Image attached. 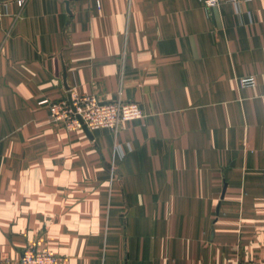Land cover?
Returning <instances> with one entry per match:
<instances>
[{"label":"crops","instance_id":"1","mask_svg":"<svg viewBox=\"0 0 264 264\" xmlns=\"http://www.w3.org/2000/svg\"><path fill=\"white\" fill-rule=\"evenodd\" d=\"M71 92L144 116L68 131L41 101ZM28 246L63 264L264 261V0L5 9L0 259Z\"/></svg>","mask_w":264,"mask_h":264},{"label":"built area","instance_id":"2","mask_svg":"<svg viewBox=\"0 0 264 264\" xmlns=\"http://www.w3.org/2000/svg\"><path fill=\"white\" fill-rule=\"evenodd\" d=\"M27 0H0V17L4 15L5 9L12 3L23 7ZM224 1L238 0H204L208 6H215ZM98 3V1H97ZM245 87L255 84L253 76L240 80ZM49 109L48 119L50 122L62 125L68 131H75L82 127L87 129L105 128L116 133L125 121L142 119L143 110L137 102L125 101L119 95L111 101H100L96 95L70 93L69 99L43 100ZM0 264H63V258L51 251L46 246H28L22 252L17 262L9 258L0 259ZM227 264H264L262 260L239 261L235 259Z\"/></svg>","mask_w":264,"mask_h":264},{"label":"water","instance_id":"3","mask_svg":"<svg viewBox=\"0 0 264 264\" xmlns=\"http://www.w3.org/2000/svg\"><path fill=\"white\" fill-rule=\"evenodd\" d=\"M68 99L70 100V94L68 95ZM82 127H83L84 129H87L86 126H85L84 124H82Z\"/></svg>","mask_w":264,"mask_h":264}]
</instances>
